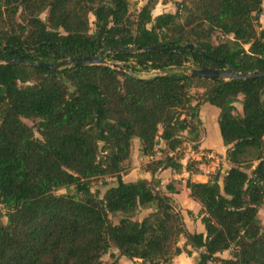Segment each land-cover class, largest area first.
Instances as JSON below:
<instances>
[{
    "label": "trees",
    "instance_id": "obj_1",
    "mask_svg": "<svg viewBox=\"0 0 264 264\" xmlns=\"http://www.w3.org/2000/svg\"><path fill=\"white\" fill-rule=\"evenodd\" d=\"M157 4L148 0L133 14L130 0H0L1 55L58 64L101 54L107 62L58 70L0 63V216L7 217L0 264H121L122 257L174 264L192 253L182 237L203 250L199 264H264V77L165 73L188 63L263 68L264 0H183L175 13L154 17ZM117 46L158 49H111ZM153 70L164 74L137 76ZM204 82L201 98L220 109L232 166L224 176L187 183L204 213L206 232L199 233L155 178L161 166L180 170L182 156L148 164L151 180L123 175L135 139L151 157L161 140L170 152L184 144L183 132L197 131L200 102L189 104L190 89ZM99 177L117 181L103 197L92 190ZM71 187L74 193L58 194ZM225 251L229 257L217 255Z\"/></svg>",
    "mask_w": 264,
    "mask_h": 264
},
{
    "label": "rangeland",
    "instance_id": "obj_2",
    "mask_svg": "<svg viewBox=\"0 0 264 264\" xmlns=\"http://www.w3.org/2000/svg\"><path fill=\"white\" fill-rule=\"evenodd\" d=\"M182 1L183 0H163V3H166L167 6L166 7L161 6L160 11L161 12L175 13L178 10L179 3ZM130 4H131V11L133 12V14H137L141 8L142 0H130ZM46 16H47V13H44L42 15L43 18H46ZM262 16L264 17V13L261 15V23L264 25V21H263ZM90 19H91V26H92V32H93L95 30V16L93 14H91ZM218 36L221 37V39H227V38H224L223 36H220L219 34H218ZM217 40H219V39H216L215 41H217ZM194 68L195 67L192 65V63H188L184 67L169 68L165 73L183 75L186 73H190L191 70ZM159 74H164V72L159 71V70H153V71H149V72L137 73V76L141 77V78H145V79H150V78H153ZM207 84H208V82H204L203 84H200L202 86H194L193 88L190 89V92L194 96V99L193 100L191 99L189 104L190 105H197L198 101L200 102L199 111H198L200 123L197 124V131L195 133H188L187 131L183 132L182 139L184 141L183 146L185 149V151L183 153H181V155H183V156L186 155L187 151L190 148H196L199 143H202L204 147L211 149L212 151H214L215 153H217L219 155L225 154L227 151V146L224 144V141H223V138L221 135L219 122H218V116L220 113V109L217 106H215L209 102H204L203 99L201 98V93H203V91L205 90L204 86ZM241 99H242V96H241ZM236 105L238 107L239 112H241L242 111L241 102H238ZM25 121L32 126L35 125V121L29 120V119H26ZM36 134L38 136H40L38 132H36ZM140 147H141L140 140L135 139L133 149H132L131 160L126 163V166L129 169L128 170L129 173L127 172L125 174V178L127 181H137V180L143 178V176L146 175V171H147V167H148L147 161H153L156 158V157L152 158V157L144 156L140 151ZM164 148H165L164 142L160 141V146L158 147V150H157V153L155 156H159L162 158L169 156V154H168L169 152H166L164 150ZM223 163L225 164L226 162L223 161ZM116 182L117 181H116L115 177L95 178L92 182V190L94 193H96L100 197H103L106 190L109 188V186L114 185ZM74 192H75V189L73 187H71V188L59 190L58 194L74 193ZM178 208H180V207L178 206ZM150 211H151L150 209L143 210L139 214L138 218L141 219L146 214H148ZM189 214H193L190 216L191 220L196 215H198V217H201V219L203 217L202 216V214H203L202 210H200V211L198 210L197 213L189 212ZM120 218H121V215H119V214L112 216V220L115 223L119 222ZM259 218L261 219V221L264 225V204L260 207ZM0 221L7 223V217L4 215L0 216ZM180 246L184 249H188L186 242L184 240V237H182V239L180 241ZM112 251L119 253L118 249H116L115 247L112 248ZM184 253H186V252H184ZM225 255L230 256V252L227 251ZM122 258H124V257H122ZM104 260L106 262H110L111 258L107 254L104 257ZM124 261H126L127 264H142L141 260H138V259L129 260L127 258H124ZM210 264H212V263H210Z\"/></svg>",
    "mask_w": 264,
    "mask_h": 264
},
{
    "label": "crops",
    "instance_id": "obj_3",
    "mask_svg": "<svg viewBox=\"0 0 264 264\" xmlns=\"http://www.w3.org/2000/svg\"><path fill=\"white\" fill-rule=\"evenodd\" d=\"M147 1L148 0H142L141 7L145 5ZM161 6L166 7L167 4L163 3V0H158V4L153 10L154 17L162 13H165L160 11ZM263 21H264V17H263ZM199 148L211 150L204 147L202 143H199ZM215 154L219 157V161L217 163L218 167L217 165H214V168H218V170L221 172V175L224 176L227 173V171L231 168L232 164L227 160L226 153L222 155H219L217 153ZM152 158H155L153 161H158L162 159V157L159 156H153ZM153 161H147V163L150 164ZM223 161H225L226 163L224 164ZM181 162L183 166L180 170L171 167L170 168H164L163 166L159 167L158 171L155 174V178L158 181H160V188L163 189L169 196L173 198V201L176 203V205L180 207L179 209H182L188 229L191 232L205 233L206 229L202 222L201 217H198V215H196L195 217L192 218V220L190 219V216L193 214H189V212L197 213L198 210L199 211L202 210V206L191 197V190L188 187L187 183L189 180L194 182H203V183L208 182L209 176L207 175V170H206V168L208 167L204 166L201 162H199V166H195L191 163L189 167L188 166L190 162L189 156L188 157L185 156L184 158H182ZM143 178H147L149 180L152 179V174L148 170V168L146 171V175L143 176ZM123 179L127 181L125 178V174L123 175ZM168 185H171L170 187H172L174 190L170 188L167 189V187H169ZM203 215L204 213L202 214V216ZM184 240L186 242V238H184ZM187 248L191 250L192 253L186 254L183 252L182 254L174 258V264H199L203 250H195L190 245L187 246ZM226 252L227 251L223 253H218L217 255L220 257H229L225 255ZM124 258L121 259V264H127L126 261H124ZM210 263L215 264L213 262H209V264Z\"/></svg>",
    "mask_w": 264,
    "mask_h": 264
},
{
    "label": "water",
    "instance_id": "obj_4",
    "mask_svg": "<svg viewBox=\"0 0 264 264\" xmlns=\"http://www.w3.org/2000/svg\"><path fill=\"white\" fill-rule=\"evenodd\" d=\"M190 47L193 44H189ZM112 50H125V51H152L158 49L157 46L152 47H143V46H133L123 48L121 46L112 47ZM0 63H11L17 65H24V66H38L41 68H48V69H62L71 66H87V65H95V64H106V60L102 57V55L97 56H88L82 58H66L61 60L58 64L55 63H45V62H34L29 60H22V59H14L5 57L4 55L0 54ZM115 68L122 69V67L118 66L117 64L113 65ZM191 73L197 76L205 77V78H216V79H223L226 81L230 80H246V79H256L264 77V67L256 70L251 71H239L234 68L230 69H208V68H194L191 70Z\"/></svg>",
    "mask_w": 264,
    "mask_h": 264
},
{
    "label": "built area",
    "instance_id": "obj_5",
    "mask_svg": "<svg viewBox=\"0 0 264 264\" xmlns=\"http://www.w3.org/2000/svg\"><path fill=\"white\" fill-rule=\"evenodd\" d=\"M159 146L160 144L157 146V150ZM184 151H185L184 146L181 145L177 147L175 150L170 151L169 156L175 158L180 156H182V158H184L185 156L187 157L189 156V160H190L189 164L192 163L195 166H199V162H201L204 166L208 167L206 168V170H207V175L209 176V180L214 178V176L218 172V168H214V165H217L218 167L217 163L219 161V157L213 151L207 149H201L199 148V145L197 146V148H190L185 156L181 155V153H183Z\"/></svg>",
    "mask_w": 264,
    "mask_h": 264
}]
</instances>
